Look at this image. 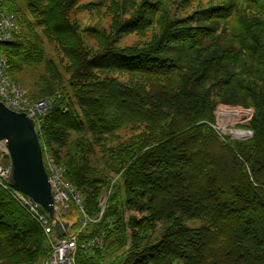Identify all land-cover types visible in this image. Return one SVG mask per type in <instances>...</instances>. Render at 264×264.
<instances>
[{
  "label": "trees",
  "instance_id": "16d2710c",
  "mask_svg": "<svg viewBox=\"0 0 264 264\" xmlns=\"http://www.w3.org/2000/svg\"><path fill=\"white\" fill-rule=\"evenodd\" d=\"M0 1L19 29L6 74L42 68L38 137L81 200L75 264H264V0ZM80 8L107 24L82 27ZM219 103L253 109L249 137L216 130ZM11 189L0 264H44L46 233Z\"/></svg>",
  "mask_w": 264,
  "mask_h": 264
},
{
  "label": "built area",
  "instance_id": "2783aa9c",
  "mask_svg": "<svg viewBox=\"0 0 264 264\" xmlns=\"http://www.w3.org/2000/svg\"><path fill=\"white\" fill-rule=\"evenodd\" d=\"M17 32L18 24L15 15L5 10L0 1V45L12 40ZM7 68L6 58L0 49V102L12 111L24 112L36 124L38 118L50 109V100L46 98L30 99L26 90L9 79L6 74ZM4 154H6L5 145L3 141H0V185L8 188L10 166ZM43 160L55 198V213L57 216H61L65 213V208L70 206L71 200L77 204H80L81 200L66 182L62 168L47 150L45 154L43 153ZM11 190L12 195L40 223L46 233L47 245L51 250L45 264H75L76 235L70 234L67 237L58 238L49 222L47 213L42 210L40 205L22 192L15 189ZM101 203H104V198Z\"/></svg>",
  "mask_w": 264,
  "mask_h": 264
},
{
  "label": "water",
  "instance_id": "95a60500",
  "mask_svg": "<svg viewBox=\"0 0 264 264\" xmlns=\"http://www.w3.org/2000/svg\"><path fill=\"white\" fill-rule=\"evenodd\" d=\"M0 141L4 142L10 164L9 185L29 196L47 212L57 237L69 234L70 224L60 220L55 213V198L34 120L0 102Z\"/></svg>",
  "mask_w": 264,
  "mask_h": 264
},
{
  "label": "rangeland",
  "instance_id": "374dc122",
  "mask_svg": "<svg viewBox=\"0 0 264 264\" xmlns=\"http://www.w3.org/2000/svg\"><path fill=\"white\" fill-rule=\"evenodd\" d=\"M96 0H83L81 3L86 2H95ZM209 0H200L201 3L208 2ZM194 2L192 3V7L194 8ZM72 18H75L79 20L82 23V27L84 26H99V25H106L108 16L105 14L98 13L96 10H88L86 8H80L75 10V12L72 13ZM19 30V29H18ZM222 30L220 29V33ZM223 33V32H222ZM229 34L228 28L225 29V33H223V37L227 38V35ZM136 39V36L134 34L131 35H124L122 40L119 42L120 45L128 44L133 42ZM85 41L88 45H90L92 40H89L85 38ZM43 73L42 68H39L38 70H27L24 74H22V80L20 84H18L20 87H22L24 90H26L27 95L31 94L32 90H34L33 83L38 79L39 75ZM29 97V96H28ZM226 112L230 115V113L236 112L240 114L241 120L237 121L236 123H232L231 121L222 122L221 117H219V112ZM253 114L252 108H241L239 106H231L226 105L223 103H219L216 106L215 110V116H216V130L222 134L227 135L231 139H235L234 136H232L229 131H244V132H250L248 128L245 126L248 124L249 120L251 119ZM224 131V132H223ZM249 135V134H248ZM247 135V136H248ZM234 137V138H233ZM246 137V136H245ZM249 137V136H248ZM241 138V137H240ZM247 138V137H246ZM44 154L46 152V149L42 151ZM48 152V151H47ZM65 214L63 216L62 221L65 222H78L79 216L78 213L73 210L72 207H67L64 210ZM205 223L202 219H190L186 221V224L192 227H197ZM164 223L161 224L158 229L153 233L152 240H156L159 238V236L162 233ZM63 237V236H61ZM59 238V237H58ZM45 264V261H44Z\"/></svg>",
  "mask_w": 264,
  "mask_h": 264
},
{
  "label": "bare ground",
  "instance_id": "6f19581e",
  "mask_svg": "<svg viewBox=\"0 0 264 264\" xmlns=\"http://www.w3.org/2000/svg\"><path fill=\"white\" fill-rule=\"evenodd\" d=\"M219 117H221V121L222 122H226V121H231L232 123H236L237 121L241 120V115L236 113V112H233V113H230V115L226 112H219ZM229 133L232 134V136L234 137H238V138H243L245 136L248 135L247 132H244V131H229ZM10 166V164H9Z\"/></svg>",
  "mask_w": 264,
  "mask_h": 264
}]
</instances>
